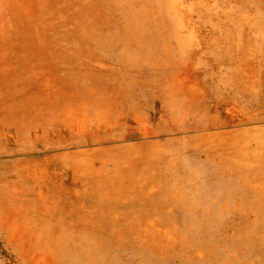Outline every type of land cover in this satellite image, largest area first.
Masks as SVG:
<instances>
[{
	"label": "rangeland",
	"instance_id": "1",
	"mask_svg": "<svg viewBox=\"0 0 264 264\" xmlns=\"http://www.w3.org/2000/svg\"><path fill=\"white\" fill-rule=\"evenodd\" d=\"M0 264H264V0H0Z\"/></svg>",
	"mask_w": 264,
	"mask_h": 264
}]
</instances>
